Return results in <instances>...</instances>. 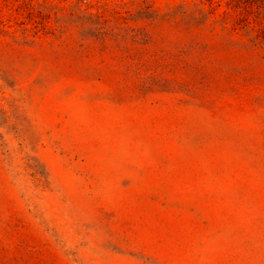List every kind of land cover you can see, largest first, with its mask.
<instances>
[{"label": "rangeland", "instance_id": "1", "mask_svg": "<svg viewBox=\"0 0 264 264\" xmlns=\"http://www.w3.org/2000/svg\"><path fill=\"white\" fill-rule=\"evenodd\" d=\"M0 264H264V0H0Z\"/></svg>", "mask_w": 264, "mask_h": 264}]
</instances>
